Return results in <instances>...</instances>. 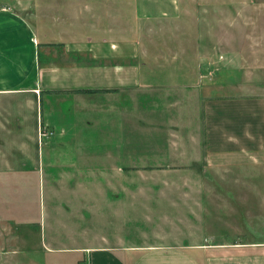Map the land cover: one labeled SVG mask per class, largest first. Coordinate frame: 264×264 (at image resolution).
Masks as SVG:
<instances>
[{
    "label": "crops",
    "instance_id": "0c3cea01",
    "mask_svg": "<svg viewBox=\"0 0 264 264\" xmlns=\"http://www.w3.org/2000/svg\"><path fill=\"white\" fill-rule=\"evenodd\" d=\"M106 1L97 0L100 8L87 19L74 5V14L62 12L63 27L51 30L56 0L38 7L36 0H0V99L7 98L0 122L7 140L29 139L35 113V132L53 135L38 164L22 142L21 161L49 168L55 189L99 205L101 218L103 205L130 199L123 189L139 188L124 173L178 166L212 177L164 183L183 191L173 239L155 234L152 244L126 245L116 236L92 246L45 247L34 244L38 235L24 214L7 216L10 249L0 264H264V85L252 94L251 86L232 84L233 94L222 97L214 89L224 83L216 81L206 95L200 68L150 66L141 23L177 21L181 0H130L137 25L110 23ZM226 71L233 81L235 72ZM26 185L7 179L9 204L12 189Z\"/></svg>",
    "mask_w": 264,
    "mask_h": 264
},
{
    "label": "rangeland",
    "instance_id": "374dc122",
    "mask_svg": "<svg viewBox=\"0 0 264 264\" xmlns=\"http://www.w3.org/2000/svg\"><path fill=\"white\" fill-rule=\"evenodd\" d=\"M56 1L60 5H52L59 6V13L56 14L55 22L51 21L49 24L51 30L52 27H63L60 18L62 12L74 14L77 9L74 5L78 4L72 0ZM8 2L12 3V0ZM106 2L111 11L110 23L113 21L116 24L124 22L137 25L130 0ZM41 4V0H36L35 7ZM76 6L81 8L86 19L100 8L97 0H85L82 5ZM39 21L42 22V19ZM75 24L74 21L73 25ZM139 32V40L142 42L145 56H149L146 61L150 66L185 67L188 72L192 68H200L203 71L206 95L212 94L210 86L216 81L220 82V85L224 83V86L221 85L222 89H214L216 96L222 97L233 94V89L228 88L232 84L236 87L251 86L252 94H258L259 86L264 85V70L261 72V68H264V0H181V14L177 21L148 25L141 23ZM227 68L232 69V73L235 72L233 81L228 80ZM187 78L191 79L192 76L188 74ZM59 98H65L66 104L70 101L69 97ZM1 103L7 105V98L2 97ZM19 110L18 107L12 109L16 112ZM32 116L33 125L29 126L27 131L29 139L25 140H7V131L3 130L4 122H0V254L7 253V249H10V245H7L5 219L7 216L20 218L21 214H24L27 223L33 224L38 235L34 238L37 241L34 240V244L41 246L42 241L45 247L92 246L99 244L102 238H108L110 241L116 236L121 237L126 245L152 244L157 242L155 234L159 236L168 233L173 239L174 235L180 233L177 227L178 218L181 217L182 202H179L183 191L181 187H166L167 184L164 183L212 177L210 171H181L178 166H174L171 171L140 170L124 173L125 181L139 180V188L134 190V194H131V188L123 189V195L127 194L130 199H123L125 202L120 201L121 205L109 203L106 209L103 205L104 214L101 218L99 205H89V200L87 203L84 197L79 195L74 199L73 194L69 193V188L55 189L56 182L52 185L54 173L49 168L33 164L42 162L43 143L48 139L40 141L38 132H35L38 126L36 114ZM22 142L27 144L25 150H30V156L34 157L33 163L21 161L24 157L21 155L26 152H20L19 145H24ZM113 143L116 144V141L113 140ZM172 158L173 162H178L179 157ZM8 168L14 170L11 175L7 173ZM20 178L27 185L12 189V202L9 204L7 179ZM114 191L115 189H112L113 194H116ZM15 199L18 202L15 203ZM112 199L116 200L115 197ZM169 242L170 239L164 244ZM85 258L89 261L88 253Z\"/></svg>",
    "mask_w": 264,
    "mask_h": 264
},
{
    "label": "built area",
    "instance_id": "2783aa9c",
    "mask_svg": "<svg viewBox=\"0 0 264 264\" xmlns=\"http://www.w3.org/2000/svg\"><path fill=\"white\" fill-rule=\"evenodd\" d=\"M52 135H53L52 132H46V131H43V130H40V131H39V139H40V141H42L44 138H45V139H48V138H50Z\"/></svg>",
    "mask_w": 264,
    "mask_h": 264
}]
</instances>
